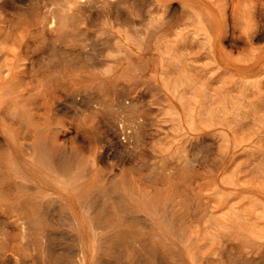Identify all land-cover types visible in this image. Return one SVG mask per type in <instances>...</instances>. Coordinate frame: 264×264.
Instances as JSON below:
<instances>
[{
	"label": "bare ground",
	"instance_id": "bare-ground-1",
	"mask_svg": "<svg viewBox=\"0 0 264 264\" xmlns=\"http://www.w3.org/2000/svg\"><path fill=\"white\" fill-rule=\"evenodd\" d=\"M146 1L68 0L67 6L93 8L102 31L122 28L108 32L107 51L121 50L122 33L152 37L164 26L202 22L210 14L204 0ZM161 10L165 16L156 26ZM52 14L42 24L48 34L68 23L65 14ZM109 57L101 53L94 62L105 67L104 76L115 63ZM33 70L26 81L25 69L0 64L1 261L31 264L34 252L39 261L52 254L55 264H264L253 195L237 199L222 184L227 178L196 173L208 164L204 158L151 161L146 173V160L136 153L153 149L155 130L142 110L66 111L62 94L79 95L81 73L56 66ZM109 132L118 141L115 149ZM47 223L66 227L47 230Z\"/></svg>",
	"mask_w": 264,
	"mask_h": 264
},
{
	"label": "rangeland",
	"instance_id": "rangeland-1",
	"mask_svg": "<svg viewBox=\"0 0 264 264\" xmlns=\"http://www.w3.org/2000/svg\"><path fill=\"white\" fill-rule=\"evenodd\" d=\"M141 1L147 2L131 3ZM67 4L68 0H0V64L10 62L18 72L25 69L26 81L31 80L33 68L56 66L80 72L79 95L62 94L66 111L142 110L155 130L153 149L148 145L136 153L146 160L145 172L150 171L151 161L207 159L208 164L196 173L227 178L222 184L237 199L246 201L253 195L258 237L264 239V0H204L210 14L202 22L164 26L152 37L122 33L120 51H107L106 43L110 30L122 28L106 26L102 31L93 8L81 12ZM53 12L65 14L68 23L63 32L48 34L42 24ZM159 12L153 19L156 26L165 16L163 10ZM101 53H110L115 62L106 67V76L100 74L105 67L94 65ZM48 56L53 58L47 60ZM127 70V74L140 71L142 76L128 77ZM126 100H132L133 106L127 108ZM2 117L0 109V125ZM108 136L117 148L118 141L111 132ZM92 209L98 217L100 211ZM64 227L45 224L47 230ZM36 254L31 253V264L57 262L52 254L41 261ZM0 264L15 262L0 259ZM226 264H231L229 259Z\"/></svg>",
	"mask_w": 264,
	"mask_h": 264
}]
</instances>
